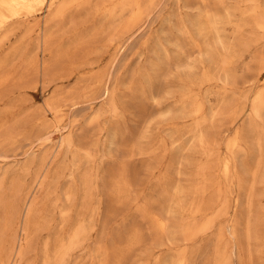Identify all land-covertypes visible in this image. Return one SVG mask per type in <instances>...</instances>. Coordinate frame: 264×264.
Wrapping results in <instances>:
<instances>
[{"label":"rangeland","instance_id":"rangeland-1","mask_svg":"<svg viewBox=\"0 0 264 264\" xmlns=\"http://www.w3.org/2000/svg\"><path fill=\"white\" fill-rule=\"evenodd\" d=\"M200 4L156 0L143 20L113 45L108 44L104 16L73 22L70 12L46 28L47 6L0 30V123L51 121L0 147V173L19 169L44 152L56 156L46 186L35 192L32 230H42L22 264H43L46 245L68 241L80 225L87 233L67 264H172V257L180 255L183 264H215L220 251L232 258L231 264H264V164L259 168L260 153L249 126L251 99L264 86V69L260 74L258 65L264 41L236 61L232 79L214 68L211 73L208 65L194 67L197 50L178 25L195 16ZM227 35L233 37V28ZM36 60L50 62L46 74ZM206 73L211 78L200 81ZM108 87L114 88V97L106 94ZM189 93L204 108L201 114H182ZM46 103L61 108L59 119ZM237 136L242 141L233 152L228 145ZM65 138L73 140L78 156L60 147ZM227 159L230 179L223 173ZM203 166H209L208 189L194 195ZM35 170L16 178L31 186ZM87 173L95 180L93 197L82 179ZM178 187L189 191L183 209L173 200ZM200 203L206 206L201 216L192 212ZM160 220L169 228L180 222L213 220V225L194 241L170 242L157 227Z\"/></svg>","mask_w":264,"mask_h":264},{"label":"bare ground","instance_id":"bare-ground-1","mask_svg":"<svg viewBox=\"0 0 264 264\" xmlns=\"http://www.w3.org/2000/svg\"><path fill=\"white\" fill-rule=\"evenodd\" d=\"M155 1L156 0H99V3L94 4V0H0V30L4 28L10 20L24 15H33L47 6L50 15L45 22L46 28H50L54 22L64 19L70 12H73L72 15H74L73 22L79 20V18H81L83 22H88L90 21V17L94 15L104 16L109 23L107 29L109 34L108 44L113 45L114 41L130 33L133 28L143 20ZM229 27L234 30L232 38L227 35ZM178 28L184 35H190L191 43L197 50L198 58L194 63H191L193 65L195 64L194 67L208 65L211 73L214 68V70H219L224 73L228 79H232L235 77L234 65L236 61L240 59L253 44L262 40L264 41V3L261 0H201L198 13L195 16H188L187 18L180 19ZM100 31L102 32L103 28H101ZM49 41L50 36H46L45 43L47 44ZM177 47L180 51L183 49L181 45ZM161 55L162 54L159 52L158 61L160 63L164 61ZM186 57V59L189 60L190 55ZM186 59L184 60L187 61ZM179 61L181 63L183 59L180 58ZM185 63L188 65L190 64L189 61ZM35 65L42 69L45 74L50 68V62L48 60L45 62L36 60ZM258 65L260 74H262L264 69V53L258 57ZM211 73H206L200 78V81H202V79H210L212 76ZM188 76L196 79L195 74H188ZM94 77L100 80L97 75H94ZM106 94L114 97V88H106ZM186 96L190 100L185 101L183 104L182 114H201V109L204 108H202L195 98H192L191 93L186 94ZM251 104V119L249 126L253 130L254 137L252 139L257 143V148L260 153L258 165L259 168H261L264 164V86L257 90L251 99ZM46 107L48 111L54 113L55 119L61 117V108L55 107L51 103H46ZM170 114L173 116L176 115L174 112ZM226 117L227 115L222 118L225 119ZM49 125H51V121L46 118H40L32 123H22L21 121L4 124L0 123V147H3L8 142L16 140L18 135L28 128L34 129L37 126L43 128ZM111 135V143H113L114 133ZM241 141V136H237L229 143V149L235 152L236 149L240 147ZM60 147L71 149L73 154L78 156L79 150L75 147L73 140L70 138L63 139ZM87 156L90 157L89 155ZM55 158L56 156L54 153L44 152L39 157L29 160L19 169H6L0 173V264H22L27 255L32 252L34 236L42 230L40 226H36L34 231L32 230L34 226L33 218L37 211L35 192L37 188L43 189L46 186ZM34 168H36V172L34 174V183L31 186H25L20 178H16L18 173H23V175H25L31 173ZM208 170L209 166H203L198 169L194 195H199L202 192L204 193L208 189L205 183L208 181L206 177V172ZM223 173L226 179H230L232 173L230 159L224 161ZM72 177H75L74 173ZM82 179L86 191L93 197L94 178L87 173L82 176ZM254 179L255 181L258 179L257 173L254 174ZM262 182L264 183V175L262 176ZM190 192H192V190H190ZM186 193H189V191L183 190L180 187L176 189L173 200L175 205L180 209L186 207L185 199L183 198ZM205 208L206 206L200 203L192 212L202 215ZM175 214H177V212H175ZM183 220H185V218H183ZM211 221L213 220L207 221L201 225L179 221L180 223H176L173 228H169L164 221L160 220L157 227L162 233V236L165 234L167 240L170 242H174L178 239L190 242L192 240L194 241V238L199 233L207 232L204 230H207V228L213 225ZM222 232L225 233L226 230ZM86 233L87 228L80 225L68 241L60 239L53 248L46 245L43 264H67L71 252L81 244ZM248 237L251 238V232L248 234ZM219 238L221 239V237ZM228 247L229 244L226 248L227 250ZM231 254H229V256H231ZM216 257L215 264H231L233 262H230L232 258L228 257L223 251H220ZM183 263L184 257H182V255L172 257V264Z\"/></svg>","mask_w":264,"mask_h":264}]
</instances>
